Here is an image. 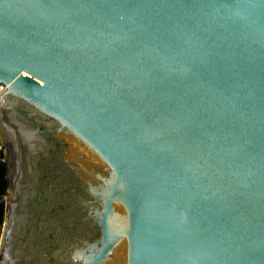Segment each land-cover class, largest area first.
Segmentation results:
<instances>
[{
	"label": "water",
	"instance_id": "95a60500",
	"mask_svg": "<svg viewBox=\"0 0 264 264\" xmlns=\"http://www.w3.org/2000/svg\"><path fill=\"white\" fill-rule=\"evenodd\" d=\"M0 264H264V0H0Z\"/></svg>",
	"mask_w": 264,
	"mask_h": 264
},
{
	"label": "trees",
	"instance_id": "16d2710c",
	"mask_svg": "<svg viewBox=\"0 0 264 264\" xmlns=\"http://www.w3.org/2000/svg\"><path fill=\"white\" fill-rule=\"evenodd\" d=\"M6 163L3 160V146L0 144V232L2 231L5 216V192L8 181L6 177Z\"/></svg>",
	"mask_w": 264,
	"mask_h": 264
},
{
	"label": "built area",
	"instance_id": "2783aa9c",
	"mask_svg": "<svg viewBox=\"0 0 264 264\" xmlns=\"http://www.w3.org/2000/svg\"><path fill=\"white\" fill-rule=\"evenodd\" d=\"M6 86L3 83H0V95L6 90Z\"/></svg>",
	"mask_w": 264,
	"mask_h": 264
}]
</instances>
